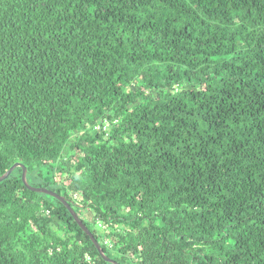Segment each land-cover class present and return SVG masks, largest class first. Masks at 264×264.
I'll use <instances>...</instances> for the list:
<instances>
[{
  "label": "trees",
  "instance_id": "obj_1",
  "mask_svg": "<svg viewBox=\"0 0 264 264\" xmlns=\"http://www.w3.org/2000/svg\"><path fill=\"white\" fill-rule=\"evenodd\" d=\"M17 162L119 264H264V0H0V175ZM21 174L0 264H110Z\"/></svg>",
  "mask_w": 264,
  "mask_h": 264
},
{
  "label": "water",
  "instance_id": "obj_2",
  "mask_svg": "<svg viewBox=\"0 0 264 264\" xmlns=\"http://www.w3.org/2000/svg\"><path fill=\"white\" fill-rule=\"evenodd\" d=\"M20 167L22 169V174H21V179L22 182L24 184V186L32 191V192H36V193H42V194H46L49 195L53 198H55L56 200H58L59 202H61L66 209L69 211L70 215L72 216V218L74 219V221L76 222V224L78 225V227L87 235L89 236L90 240L92 241V243L94 244V246L96 247L99 255L102 257V259L110 264H119L117 261H115L114 259L108 257L101 244L96 240V238L94 237V235L92 234V232L87 228V226L85 225V223L83 222V220L76 214V212L73 210L71 203L63 196L60 195L46 187H34L31 186L28 181H27V168L17 162L14 163L5 173H3L2 175H0V182L5 180L6 178H8V176L11 174V172L17 168Z\"/></svg>",
  "mask_w": 264,
  "mask_h": 264
},
{
  "label": "rangeland",
  "instance_id": "obj_3",
  "mask_svg": "<svg viewBox=\"0 0 264 264\" xmlns=\"http://www.w3.org/2000/svg\"><path fill=\"white\" fill-rule=\"evenodd\" d=\"M35 183H36V184H44V182H43L42 180H38V181L36 180ZM98 226L101 227V228H104V225L101 226V225L98 224ZM105 228H106V227H105Z\"/></svg>",
  "mask_w": 264,
  "mask_h": 264
},
{
  "label": "built area",
  "instance_id": "obj_4",
  "mask_svg": "<svg viewBox=\"0 0 264 264\" xmlns=\"http://www.w3.org/2000/svg\"><path fill=\"white\" fill-rule=\"evenodd\" d=\"M96 128H98V127H96Z\"/></svg>",
  "mask_w": 264,
  "mask_h": 264
}]
</instances>
